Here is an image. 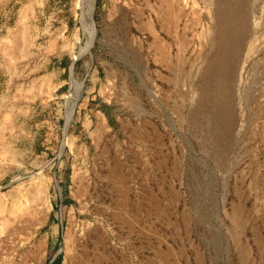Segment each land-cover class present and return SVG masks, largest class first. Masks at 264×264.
Segmentation results:
<instances>
[{
    "label": "rangeland",
    "instance_id": "rangeland-1",
    "mask_svg": "<svg viewBox=\"0 0 264 264\" xmlns=\"http://www.w3.org/2000/svg\"><path fill=\"white\" fill-rule=\"evenodd\" d=\"M90 7L0 0V264H264V0Z\"/></svg>",
    "mask_w": 264,
    "mask_h": 264
},
{
    "label": "bare ground",
    "instance_id": "bare-ground-1",
    "mask_svg": "<svg viewBox=\"0 0 264 264\" xmlns=\"http://www.w3.org/2000/svg\"><path fill=\"white\" fill-rule=\"evenodd\" d=\"M90 4H91V0H89V9H88V14L90 15V13H91V7H90ZM83 22V24H84V26H85V29H86V31H88V34H89V39H88V45H87V47L88 46H90L91 44H92V41H93V39H94V29H93V26H92V24H86L84 21H82ZM70 83H71V85H73V87H74V89L76 90V96H77V98H79L78 96L80 95L79 94V89H78V87L76 86V84L74 83V81L73 80H71L70 81ZM71 105V104H70ZM74 105V104H73ZM73 105H71V106H69V104L67 105V122L70 120V118H71V113H69L68 112V109L71 107L72 108V106ZM67 127H65V129H66Z\"/></svg>",
    "mask_w": 264,
    "mask_h": 264
},
{
    "label": "crops",
    "instance_id": "crops-1",
    "mask_svg": "<svg viewBox=\"0 0 264 264\" xmlns=\"http://www.w3.org/2000/svg\"><path fill=\"white\" fill-rule=\"evenodd\" d=\"M96 116L99 117L100 119H103V115L102 113L100 112H95ZM65 195V194H64ZM61 194H59V198H58V205H59V210H61L64 206L68 205V204H72V202L69 200V198H67L66 196H63L61 198ZM56 256L54 255L48 262V264H51L52 261L54 260ZM67 259L69 262L73 263V264H76V259H75V256H71V255H68L67 256ZM60 264H65L63 263L62 261V256H61V263Z\"/></svg>",
    "mask_w": 264,
    "mask_h": 264
},
{
    "label": "trees",
    "instance_id": "trees-1",
    "mask_svg": "<svg viewBox=\"0 0 264 264\" xmlns=\"http://www.w3.org/2000/svg\"><path fill=\"white\" fill-rule=\"evenodd\" d=\"M76 65V63L74 64V66ZM65 176H67V173H65ZM61 263V256H56L55 258H54V260L52 261V263L51 264H60Z\"/></svg>",
    "mask_w": 264,
    "mask_h": 264
},
{
    "label": "water",
    "instance_id": "water-1",
    "mask_svg": "<svg viewBox=\"0 0 264 264\" xmlns=\"http://www.w3.org/2000/svg\"><path fill=\"white\" fill-rule=\"evenodd\" d=\"M73 64H74V62H72V63H71V67H70V73H71V70H72V66H73ZM65 139H66V138H65V134H64V135H63V140H62V143H64Z\"/></svg>",
    "mask_w": 264,
    "mask_h": 264
}]
</instances>
